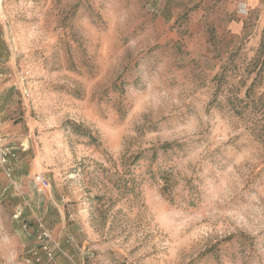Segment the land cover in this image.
<instances>
[{
    "label": "rangeland",
    "instance_id": "1",
    "mask_svg": "<svg viewBox=\"0 0 264 264\" xmlns=\"http://www.w3.org/2000/svg\"><path fill=\"white\" fill-rule=\"evenodd\" d=\"M2 151L0 264H264V0H0Z\"/></svg>",
    "mask_w": 264,
    "mask_h": 264
},
{
    "label": "built area",
    "instance_id": "2",
    "mask_svg": "<svg viewBox=\"0 0 264 264\" xmlns=\"http://www.w3.org/2000/svg\"><path fill=\"white\" fill-rule=\"evenodd\" d=\"M8 157L9 156L7 155V153H5L3 151L0 152V162L2 165H6ZM37 181L39 183H43V185L47 184L46 181L44 180V178H42V177H38ZM19 215H20V212H17L15 216H19ZM39 226L41 228L40 234L45 239V243L42 245V249L45 251L47 257L52 260L54 255H55V252L60 250L59 245L56 242H54L53 240H51L50 232L47 228H45L42 224H40Z\"/></svg>",
    "mask_w": 264,
    "mask_h": 264
}]
</instances>
